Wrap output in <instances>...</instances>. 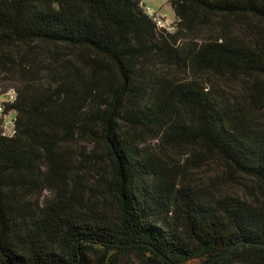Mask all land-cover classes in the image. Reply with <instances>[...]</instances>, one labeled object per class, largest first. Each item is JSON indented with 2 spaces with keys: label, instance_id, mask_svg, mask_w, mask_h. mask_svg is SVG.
I'll list each match as a JSON object with an SVG mask.
<instances>
[{
  "label": "trees",
  "instance_id": "1",
  "mask_svg": "<svg viewBox=\"0 0 264 264\" xmlns=\"http://www.w3.org/2000/svg\"><path fill=\"white\" fill-rule=\"evenodd\" d=\"M172 7L180 21L169 32L142 0H0V82L13 74L20 84H11L19 95L5 111L15 112V134L0 120V264H133L134 255L139 264H208L220 256L210 264H264V203L199 194L165 172L141 138L159 130L169 141L203 144L264 194V124L197 80L141 73L162 59L197 72L252 75L263 93L264 44L225 37L188 48L180 40L197 14L264 20V0H172ZM39 44L77 48L96 66L109 62L119 87L105 97L93 79L67 77L32 91L23 76L34 59L15 62L11 53ZM74 139L101 148L111 163L100 180L102 205L77 186ZM40 182L54 192L43 204L24 193Z\"/></svg>",
  "mask_w": 264,
  "mask_h": 264
},
{
  "label": "rangeland",
  "instance_id": "2",
  "mask_svg": "<svg viewBox=\"0 0 264 264\" xmlns=\"http://www.w3.org/2000/svg\"><path fill=\"white\" fill-rule=\"evenodd\" d=\"M142 2L161 16L172 21L178 20L172 0ZM181 37L180 44L188 48L210 39L220 38L219 41L222 42L225 37L238 38L251 45H263L264 20L250 15L229 17L221 13H211L207 16L197 14L190 27L181 28ZM27 54L34 60L26 65L29 71L23 78L29 81L32 91L53 88L58 81L67 77L71 80L93 79L100 87V94L105 97L111 95L120 85V74L113 65L102 60L96 66L91 61L82 60L81 51L77 48L65 44H39L30 48L18 46L17 51L11 53V57L15 62H19L21 56ZM141 73L156 81L170 78L178 81L197 80L204 84L205 90L214 97L250 111L252 122L264 124V92L259 91L261 86L255 82L252 75L197 72L184 65L172 66L162 59H154L150 67L144 68ZM142 80L145 81L144 78ZM11 84L20 85L13 74H8L7 79L0 82V87ZM257 95L262 97L261 101L256 98ZM141 138L142 148L160 161L165 172L176 174L183 185L191 186L199 194L208 197L235 196L251 202L264 203V194L255 180L234 172L229 163L209 147L191 144L182 139L169 141L163 131L159 130L142 132ZM68 148L74 159L73 176L77 178V186H82L88 198L102 205L103 200L99 193L103 183L100 180L103 176L108 178L111 175V163L101 148L97 149L83 140L70 141ZM40 170L39 177L43 178L45 169L41 167ZM38 185L36 190L31 187L32 189H25L24 193L31 200L43 204L52 198L54 192L42 182ZM131 262L139 264L136 255L132 256ZM189 264H201V261L192 260Z\"/></svg>",
  "mask_w": 264,
  "mask_h": 264
},
{
  "label": "built area",
  "instance_id": "3",
  "mask_svg": "<svg viewBox=\"0 0 264 264\" xmlns=\"http://www.w3.org/2000/svg\"><path fill=\"white\" fill-rule=\"evenodd\" d=\"M145 12L156 22L159 29H165L169 32H174L177 29V21L169 20L159 15L152 7L142 2ZM18 89L15 85L0 87V120H2L5 133L14 135L16 132L15 112L6 114V107L12 105L18 99Z\"/></svg>",
  "mask_w": 264,
  "mask_h": 264
},
{
  "label": "water",
  "instance_id": "4",
  "mask_svg": "<svg viewBox=\"0 0 264 264\" xmlns=\"http://www.w3.org/2000/svg\"><path fill=\"white\" fill-rule=\"evenodd\" d=\"M236 247H237V245H235L234 247H232L227 253H229L231 250H233V249L236 248ZM220 257H221V256H220ZM220 257L215 258L214 260L210 261L208 264L212 263L213 261L218 260Z\"/></svg>",
  "mask_w": 264,
  "mask_h": 264
}]
</instances>
